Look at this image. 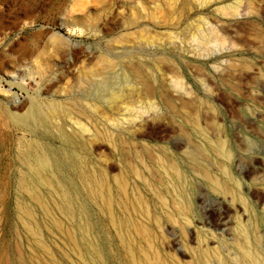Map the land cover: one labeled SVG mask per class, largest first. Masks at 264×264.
<instances>
[{
    "label": "rangeland",
    "instance_id": "374dc122",
    "mask_svg": "<svg viewBox=\"0 0 264 264\" xmlns=\"http://www.w3.org/2000/svg\"><path fill=\"white\" fill-rule=\"evenodd\" d=\"M107 57L134 93L93 117L80 80ZM52 103L85 118L27 119ZM31 147L50 160L52 188L35 187L60 230L18 184ZM21 262L264 264V0H0V264Z\"/></svg>",
    "mask_w": 264,
    "mask_h": 264
},
{
    "label": "bare ground",
    "instance_id": "6f19581e",
    "mask_svg": "<svg viewBox=\"0 0 264 264\" xmlns=\"http://www.w3.org/2000/svg\"><path fill=\"white\" fill-rule=\"evenodd\" d=\"M174 21V20H173ZM140 36H143L142 34H140ZM129 39V38H127ZM126 39V40H127ZM108 58V57H107ZM105 59L102 62V66L101 67H92L91 69L89 68V70L83 72V78L82 81L80 80L81 83H86L88 86L87 88V92L86 94L84 93V101H83V108L85 111H88L93 117H96V112L98 110V106L96 105V101H101L103 104L108 105L109 107L112 106H117L119 103H124L127 104L125 107V111H129L130 110V100H131V94L134 93V90H130V93H127V87L130 85L128 78H126L123 75L118 76L117 75H112L111 73V69H114V66L116 67V64H114V62L112 60ZM139 60L142 61L144 64H148L149 62H151V59L148 57H139ZM112 69V70H113ZM110 72V73H109ZM85 92V91H84ZM52 107H49V109L43 110L41 108H36L37 109V115L35 116V114L33 116H29L26 115L27 119L31 118V120L33 121V124L35 125H39V126H43V127H47V128H54L55 127H60V125H62L63 123H66L68 121V119H74V122L76 125H80V118L81 115L84 117L83 114H80V107L76 108V107H71V106H64L61 104H57V103H52L51 104ZM80 106V105H79ZM125 106V105H124ZM35 107V106H34ZM37 107V106H36ZM82 108V107H81ZM100 109V107H99ZM82 110V109H81ZM30 111V110H29ZM83 111V110H82ZM102 116V115H100ZM14 119V121L16 123H18L19 125H21V127H25L26 122L28 123V121L25 119V117L23 116H13L12 117ZM85 118V117H84ZM89 118V117H88ZM101 118V117H100ZM26 120V121H25ZM57 120L58 122H60L59 125H57ZM89 120V119H87ZM105 120V118H104ZM55 121V122H54ZM90 121V120H89ZM88 121V122H89ZM103 121V119H102ZM31 123V122H30ZM89 124V123H88ZM94 125V124H93ZM92 125V126H93ZM28 127V126H27ZM32 127V125L30 126ZM95 128V127H93ZM102 128V127H101ZM200 130V127H197ZM34 129V128H33ZM36 129V128H35ZM61 129V127H60ZM96 129V128H95ZM94 129V130H95ZM107 129V128H106ZM103 130V129H102ZM202 130V129H201ZM36 131V130H35ZM97 131V130H96ZM95 131V133H96ZM99 131V129H98ZM97 131V135H101L100 131ZM57 132V131H56ZM112 132V131H111ZM204 132V131H203ZM72 134V136H74L77 139L78 144L81 143H85L83 137L80 135V129L78 130H72L70 132ZM205 133V132H204ZM96 135V136H97ZM104 138L105 140L111 144V145H115L114 144V138L112 133H110V130H105L104 132ZM103 137V136H102ZM98 138H101L100 136ZM119 140V139H118ZM120 141V140H119ZM118 141V142H119ZM199 141V140H198ZM201 142V141H200ZM219 142V141H218ZM217 142V143H218ZM120 143V142H119ZM219 144V143H218ZM226 144V143H225ZM220 145V144H219ZM110 146V145H109ZM212 147V146H211ZM38 148V147H37ZM200 148V147H198ZM224 147L221 145L219 146V149L222 150L224 152ZM42 149V148H41ZM197 149V148H196ZM40 150V149H39ZM86 150V149H85ZM116 150V149H115ZM198 150V149H197ZM40 152V151H39ZM43 152V151H41ZM40 152V153H41ZM200 152V151H199ZM37 152V150H34L32 147L30 149H26V151L23 153L22 156V161H23V166L25 169V174H23V176L19 179V186L22 188V191L26 190L28 191L30 194L31 198L34 202H36L37 204L40 205V209L42 208L44 210V212L47 214L46 216L49 217L50 220V224L56 228V229H61V224L60 222L55 218V216L52 215L51 212H49V208H48V204L45 202V200H43L39 193L36 190L35 185H44L46 187L52 188L53 186V176L50 173V168H51V164H50V160L47 159L45 156H43L42 154H40ZM215 153V152H214ZM44 154V152H43ZM217 155V154H216ZM48 157V156H47ZM188 158V162L189 163H196V157L192 152H189L187 155ZM206 158V155H205ZM208 159V158H207ZM210 159V158H209ZM208 159V160H209ZM212 162V161H211ZM130 166V165H129ZM223 166V165H222ZM190 167V166H189ZM192 167V165H191ZM200 167V166H198ZM137 168V167H136ZM195 169V167H194ZM95 170V169H93ZM92 170V171H93ZM131 170H132V166H131ZM137 169H135V172L137 173ZM206 170V169H205ZM94 173V172H93ZM158 173V172H157ZM206 176L208 171H205ZM138 174V173H137ZM137 174H134L137 176ZM143 174V173H142ZM210 174V173H209ZM95 175V173H94ZM199 175V174H198ZM122 179H123V175ZM204 176V175H203ZM96 177V175H95ZM217 177V176H215ZM137 178V177H136ZM138 178H140L138 176ZM137 178V179H138ZM145 178V176H144ZM218 178V177H217ZM141 179V178H140ZM219 179V178H218ZM146 180V179H144ZM207 180L212 184V186L216 189H219L221 191H224L225 189L223 188V185H221L216 179L212 178L210 175L207 177ZM108 181V180H107ZM96 183L102 185L105 184L106 182V176L103 172H101L99 174V176L96 178ZM147 182V180H146ZM94 183V182H93ZM127 182H125L126 185ZM82 184V183H81ZM118 186L121 190H125V185L124 183H122L121 181H119ZM164 185V184H163ZM136 186V184H135ZM227 186V185H226ZM127 187V185H126ZM155 187V185H154ZM20 188V189H21ZM156 188V187H155ZM38 189V188H37ZM110 189V188H109ZM157 189V188H156ZM155 189V190H156ZM228 189V190H227ZM226 190L229 192V188H227ZM167 190V189H166ZM140 191V189H139ZM158 191V189H157ZM215 191V189H214ZM93 192V191H92ZM216 192V191H215ZM24 193V192H23ZM118 193V192H117ZM140 193V192H139ZM231 193V192H229ZM126 194V193H125ZM141 194V193H140ZM160 194V192H159ZM28 195V194H27ZM92 195V194H91ZM120 195V194H118ZM161 195V194H160ZM171 195V194H170ZM162 196V195H161ZM226 195H224L225 197ZM51 197V196H50ZM121 197V196H120ZM119 197V198H120ZM45 198V197H44ZM52 198V197H51ZM166 199V198H165ZM109 200V199H108ZM132 200V199H131ZM53 202V201H52ZM109 202L112 204V202L109 200ZM57 203V202H56ZM175 203V202H174ZM173 203V204H174ZM20 204V203H19ZM102 204V203H101ZM118 204V203H117ZM32 205V204H31ZM57 205V204H55ZM125 205V203H124ZM58 206V205H57ZM112 207V205H109ZM22 207V206H21ZM25 206H23L21 208V218L23 216V218L25 219V224L28 225L29 227V231L33 232L30 221L33 219L32 218V213L30 210L24 208ZM126 207V206H125ZM175 207V206H174ZM133 208V205H132ZM177 209V208H176ZM19 210V208H18ZM59 210V209H58ZM134 210V209H133ZM180 210V209H179ZM181 211V210H180ZM129 213V212H128ZM20 215V214H19ZM108 216H110L108 214ZM130 217V215H129ZM23 219V220H24ZM130 219V218H129ZM144 219V218H143ZM35 220V219H34ZM33 220V221H34ZM61 220V219H60ZM171 220V219H169ZM111 221V220H110ZM133 221V220H132ZM62 222V221H61ZM173 222V220H172ZM36 223V222H35ZM64 223V222H63ZM111 223V222H110ZM113 223V222H112ZM111 223V225H112ZM182 224V223H181ZM174 225V224H173ZM26 226V225H25ZM43 226V225H42ZM176 226V225H175ZM183 227V225H182ZM38 228V227H37ZM113 228V226H112ZM36 229V228H35ZM127 229V228H126ZM115 230V229H114ZM128 230V229H127ZM146 230V229H145ZM27 231V232H29ZM37 231V230H36ZM50 231V230H49ZM74 231V230H73ZM116 231V230H115ZM41 232V231H40ZM67 232V231H66ZM70 232V231H69ZM68 232V233H69ZM137 232V231H136ZM35 233V232H34ZM31 233L32 236L34 237V239H37V234ZM52 233V232H51ZM30 234V233H29ZM74 235V234H73ZM75 236V235H74ZM41 237V236H40ZM39 237V238H40ZM71 237V236H70ZM234 237V236H233ZM260 237V236H259ZM256 238V237H255ZM42 239V238H41ZM239 241V240H238ZM243 241V240H242ZM37 244L42 246L43 250L45 249V246L42 245L39 240H36ZM222 242V241H221ZM212 243V241H211ZM239 243V242H238ZM214 244V243H213ZM261 245V244H260ZM207 246V245H206ZM205 247V246H204ZM240 247V245L238 246ZM216 248V247H215ZM225 248V247H224ZM247 249V248H246ZM20 250V248L18 249ZM32 250V249H31ZM151 250V249H150ZM243 250V249H242ZM245 251V250H244ZM208 252V251H207ZM219 252V251H218ZM19 253V251L17 252ZM20 255H22L21 253H19ZM221 256V255H220ZM250 256V254H249ZM247 257V256H246ZM44 258V257H42ZM32 259V258H31ZM55 259V258H54ZM37 261V259H36ZM179 261V260H178ZM214 261V260H213ZM7 262V261H6ZM39 262V261H38ZM60 262V261H59ZM159 262V260H158ZM22 263V262H21ZM49 263V262H48ZM23 264V263H22Z\"/></svg>",
    "mask_w": 264,
    "mask_h": 264
}]
</instances>
